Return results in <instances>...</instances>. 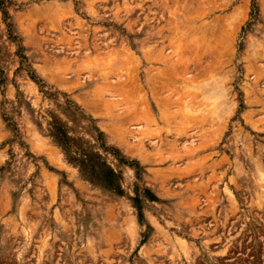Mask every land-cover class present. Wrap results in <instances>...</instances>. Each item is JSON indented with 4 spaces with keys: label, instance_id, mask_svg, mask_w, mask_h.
I'll return each instance as SVG.
<instances>
[{
    "label": "rangeland",
    "instance_id": "obj_1",
    "mask_svg": "<svg viewBox=\"0 0 264 264\" xmlns=\"http://www.w3.org/2000/svg\"><path fill=\"white\" fill-rule=\"evenodd\" d=\"M0 264H264V0H0Z\"/></svg>",
    "mask_w": 264,
    "mask_h": 264
},
{
    "label": "bare ground",
    "instance_id": "obj_2",
    "mask_svg": "<svg viewBox=\"0 0 264 264\" xmlns=\"http://www.w3.org/2000/svg\"><path fill=\"white\" fill-rule=\"evenodd\" d=\"M210 68V67H209ZM205 71V70H204ZM161 76V75H160ZM166 78V77H165ZM165 82V81H164ZM168 84V83H167ZM128 90V89H127ZM123 92H125V91H123ZM129 93V92H128ZM123 96V95H122ZM126 98V97H125ZM141 98V97H140ZM128 99V98H127ZM127 101V100H126ZM144 101V100H143ZM134 103V102H133ZM129 109H131V108H129ZM169 115V114H168ZM139 117V116H138ZM146 117V116H145ZM140 118V117H139ZM184 119V118H183ZM146 120H147V118H146ZM144 122V121H143ZM147 124V123H146Z\"/></svg>",
    "mask_w": 264,
    "mask_h": 264
}]
</instances>
